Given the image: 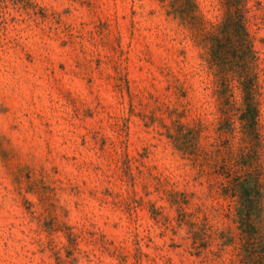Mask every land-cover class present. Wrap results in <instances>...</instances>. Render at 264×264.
I'll use <instances>...</instances> for the list:
<instances>
[{
    "label": "rangeland",
    "instance_id": "1",
    "mask_svg": "<svg viewBox=\"0 0 264 264\" xmlns=\"http://www.w3.org/2000/svg\"><path fill=\"white\" fill-rule=\"evenodd\" d=\"M0 264H264V0H0Z\"/></svg>",
    "mask_w": 264,
    "mask_h": 264
},
{
    "label": "trees",
    "instance_id": "2",
    "mask_svg": "<svg viewBox=\"0 0 264 264\" xmlns=\"http://www.w3.org/2000/svg\"><path fill=\"white\" fill-rule=\"evenodd\" d=\"M231 24H228V26H224L222 29H227L228 34H233V35H237L240 38H242L243 36V40H244V48H246V32L243 28V25L240 23V21H235V22H229ZM232 27V28H230ZM230 29V30H229ZM246 41V42H245ZM220 43V42H219ZM218 42H214L213 43V47L211 50V56L212 59L217 61L220 58L221 53H223V49L221 47V45ZM240 44H243V42H241ZM248 46V45H247ZM225 47V46H224ZM245 51V50H244ZM243 54V53H242ZM246 111L245 112H255V109L253 107H251V105L247 102L246 103ZM253 119V117L251 118ZM245 181L241 180L240 184H237V186L235 187H239L240 188V193H239V197H240V203H242V208L238 210L239 214L241 215V212L244 213L245 216L249 215V205L251 203L250 197H249V192H248V188L245 186ZM244 209V210H243Z\"/></svg>",
    "mask_w": 264,
    "mask_h": 264
}]
</instances>
